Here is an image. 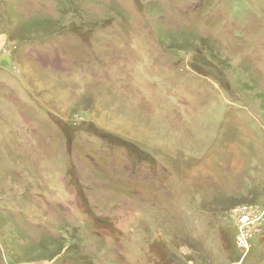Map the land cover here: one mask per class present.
Here are the masks:
<instances>
[{"label": "rangeland", "instance_id": "1", "mask_svg": "<svg viewBox=\"0 0 264 264\" xmlns=\"http://www.w3.org/2000/svg\"><path fill=\"white\" fill-rule=\"evenodd\" d=\"M0 264H264V0H0Z\"/></svg>", "mask_w": 264, "mask_h": 264}, {"label": "built area", "instance_id": "2", "mask_svg": "<svg viewBox=\"0 0 264 264\" xmlns=\"http://www.w3.org/2000/svg\"><path fill=\"white\" fill-rule=\"evenodd\" d=\"M258 226L259 219L252 217L249 213L241 215L237 221L236 230L238 238L236 244L245 253L249 251L251 237L259 230Z\"/></svg>", "mask_w": 264, "mask_h": 264}]
</instances>
